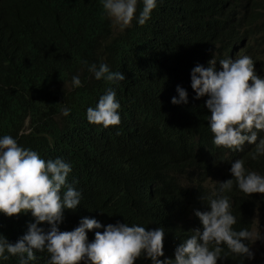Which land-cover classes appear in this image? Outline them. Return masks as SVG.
<instances>
[{"label": "trees", "instance_id": "1", "mask_svg": "<svg viewBox=\"0 0 264 264\" xmlns=\"http://www.w3.org/2000/svg\"><path fill=\"white\" fill-rule=\"evenodd\" d=\"M110 1L107 264H254L264 0ZM0 264H106V0H0Z\"/></svg>", "mask_w": 264, "mask_h": 264}, {"label": "rangeland", "instance_id": "2", "mask_svg": "<svg viewBox=\"0 0 264 264\" xmlns=\"http://www.w3.org/2000/svg\"><path fill=\"white\" fill-rule=\"evenodd\" d=\"M131 5V0L110 1V11L114 30H119L123 24L127 23V12L129 8H131ZM240 75L241 81L239 84L248 80L244 73H240ZM234 110H238V107L235 106ZM261 219V213H255L253 217L254 224L250 233L252 253L255 261L254 264H264V221Z\"/></svg>", "mask_w": 264, "mask_h": 264}, {"label": "water", "instance_id": "3", "mask_svg": "<svg viewBox=\"0 0 264 264\" xmlns=\"http://www.w3.org/2000/svg\"><path fill=\"white\" fill-rule=\"evenodd\" d=\"M241 81V76L239 73L232 74L228 79V84L231 86L239 84Z\"/></svg>", "mask_w": 264, "mask_h": 264}, {"label": "clouds", "instance_id": "4", "mask_svg": "<svg viewBox=\"0 0 264 264\" xmlns=\"http://www.w3.org/2000/svg\"><path fill=\"white\" fill-rule=\"evenodd\" d=\"M231 76V75H230ZM241 76V75H240ZM229 79V78H228ZM238 85V84H237ZM94 114H90V116L88 117L90 121H95L96 118L93 117ZM252 249V246H251Z\"/></svg>", "mask_w": 264, "mask_h": 264}]
</instances>
